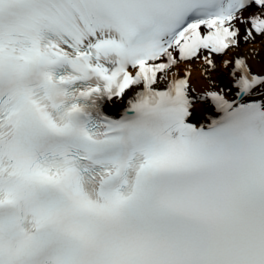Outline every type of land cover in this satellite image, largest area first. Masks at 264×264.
I'll return each mask as SVG.
<instances>
[{"label": "snow or ice", "instance_id": "obj_1", "mask_svg": "<svg viewBox=\"0 0 264 264\" xmlns=\"http://www.w3.org/2000/svg\"><path fill=\"white\" fill-rule=\"evenodd\" d=\"M256 44L264 0H0V264H264Z\"/></svg>", "mask_w": 264, "mask_h": 264}, {"label": "bare ground", "instance_id": "obj_2", "mask_svg": "<svg viewBox=\"0 0 264 264\" xmlns=\"http://www.w3.org/2000/svg\"><path fill=\"white\" fill-rule=\"evenodd\" d=\"M251 47H255V48L259 49V50H260V55H261V57H264V46H262V45H260V44H256V45H248V46L244 49V52H247V51L249 50V48H251ZM252 63H253V67H254V69L259 70V67H258L257 62L253 61ZM194 74H195V75L198 74V70H197V69H194ZM203 81H204L206 84H208L206 80H203ZM207 87H208V85H207ZM202 90H204V89H202Z\"/></svg>", "mask_w": 264, "mask_h": 264}]
</instances>
